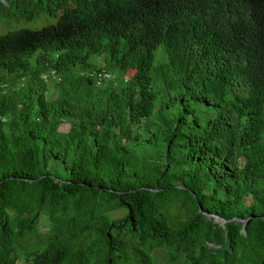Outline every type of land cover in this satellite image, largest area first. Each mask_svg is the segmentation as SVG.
I'll use <instances>...</instances> for the list:
<instances>
[{
  "label": "trees",
  "instance_id": "16d2710c",
  "mask_svg": "<svg viewBox=\"0 0 264 264\" xmlns=\"http://www.w3.org/2000/svg\"><path fill=\"white\" fill-rule=\"evenodd\" d=\"M48 17L0 33V264H264V0H0Z\"/></svg>",
  "mask_w": 264,
  "mask_h": 264
},
{
  "label": "rangeland",
  "instance_id": "374dc122",
  "mask_svg": "<svg viewBox=\"0 0 264 264\" xmlns=\"http://www.w3.org/2000/svg\"><path fill=\"white\" fill-rule=\"evenodd\" d=\"M5 21H7V20H5V19L0 20V33H4L5 32L4 30H6L10 25L11 26L7 30H15V29H19V28L39 29L45 24L54 23L56 21V19H55V17H48V19H46V20H42V19L21 20V21H17V22L8 21V23H4ZM52 83L53 82H51V81L48 82V93L46 94L47 97L55 95V91L53 89ZM118 214H119V212L114 213L115 216H117ZM206 230H207V223H205L204 221H201L199 228H198V233H197L198 239L201 240L205 236ZM157 260L159 262H163L164 254L162 252L157 254Z\"/></svg>",
  "mask_w": 264,
  "mask_h": 264
},
{
  "label": "water",
  "instance_id": "95a60500",
  "mask_svg": "<svg viewBox=\"0 0 264 264\" xmlns=\"http://www.w3.org/2000/svg\"><path fill=\"white\" fill-rule=\"evenodd\" d=\"M5 1V0H4ZM208 216L210 217H213V220L214 221H221L222 223H225V221L226 220H224L223 218H221V217H219V216H217V215H213V214H208ZM233 219H236V220H239V221H242L243 222V226H245V224H246V222H247V220L246 219H240V218H238V217H235V218H233ZM244 231V230H243Z\"/></svg>",
  "mask_w": 264,
  "mask_h": 264
},
{
  "label": "built area",
  "instance_id": "2783aa9c",
  "mask_svg": "<svg viewBox=\"0 0 264 264\" xmlns=\"http://www.w3.org/2000/svg\"><path fill=\"white\" fill-rule=\"evenodd\" d=\"M110 74L105 72V71H102L101 73H99L98 75V78H97V84L100 83L101 79H107V78H110Z\"/></svg>",
  "mask_w": 264,
  "mask_h": 264
}]
</instances>
